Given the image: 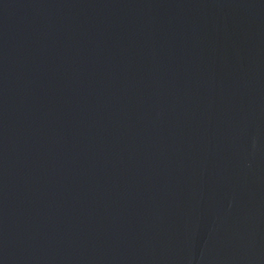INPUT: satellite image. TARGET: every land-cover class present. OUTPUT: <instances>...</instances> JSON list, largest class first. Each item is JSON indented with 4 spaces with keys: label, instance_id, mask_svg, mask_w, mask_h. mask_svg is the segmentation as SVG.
<instances>
[{
    "label": "water",
    "instance_id": "95a60500",
    "mask_svg": "<svg viewBox=\"0 0 264 264\" xmlns=\"http://www.w3.org/2000/svg\"><path fill=\"white\" fill-rule=\"evenodd\" d=\"M0 264H264V0H0Z\"/></svg>",
    "mask_w": 264,
    "mask_h": 264
}]
</instances>
